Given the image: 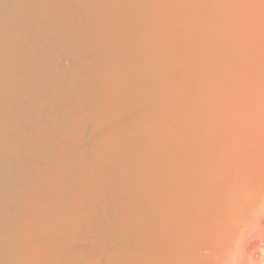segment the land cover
<instances>
[{
	"label": "bare ground",
	"instance_id": "1",
	"mask_svg": "<svg viewBox=\"0 0 264 264\" xmlns=\"http://www.w3.org/2000/svg\"><path fill=\"white\" fill-rule=\"evenodd\" d=\"M126 1L169 18L119 28V0H0V264L250 262L264 0ZM125 197L135 235L101 257L87 204L128 212Z\"/></svg>",
	"mask_w": 264,
	"mask_h": 264
},
{
	"label": "rangeland",
	"instance_id": "2",
	"mask_svg": "<svg viewBox=\"0 0 264 264\" xmlns=\"http://www.w3.org/2000/svg\"><path fill=\"white\" fill-rule=\"evenodd\" d=\"M119 6L117 7V11L113 12L115 15V23L118 25V27H128L129 24H135L136 20H139L138 17L142 16L144 19V22L147 23V16L150 17L151 15L160 16V14L166 13L164 12V8L167 6H171V4L162 2V8L161 11L158 10L156 7V10H154V7H152V10L149 11L150 5H146V3L136 4V6L131 5L126 0H119L118 2ZM151 4V3H150ZM157 4V3H156ZM153 5V4H152ZM154 6V5H153ZM168 17V16H167ZM169 18V17H168ZM98 21H100L98 19ZM111 21H108L106 26H110ZM130 59H128V62ZM150 164L152 162L147 163L148 169L150 168ZM103 170V169H102ZM102 170L96 172L95 170L92 171L94 175H96L98 178L96 180L101 181L102 178ZM89 176L86 175L85 181L86 183L89 181ZM142 187L145 189L150 190L151 189V182L143 181ZM88 199H96L92 196H86ZM119 198H122V196ZM105 203L111 204L103 206L99 202L94 203H88L87 206H93L94 209L98 212V218H100L101 222V230H97L94 223H91V235L93 236L94 241V252L102 257V252L107 250H114L117 253H121L123 250L122 247V239L126 237L129 241L132 240V234L134 233V223L130 222L128 219V216L135 215L134 210L132 209V206L130 205V202L125 197V203L128 206V212L126 207L121 208L120 204L118 202H112L109 199H106L104 201ZM127 217L128 224L131 228L130 233L123 234V230L120 225L121 217ZM262 218V219H261ZM259 228L255 230V237L254 234L250 235L247 240V243L245 245V254L248 256L250 262L249 264H264V242L262 240L264 239V214L259 218ZM261 233V234H260ZM128 235V237H127ZM104 236V238L102 237ZM252 236V237H251ZM260 236V237H259ZM260 238V239H259ZM263 238V239H262Z\"/></svg>",
	"mask_w": 264,
	"mask_h": 264
}]
</instances>
